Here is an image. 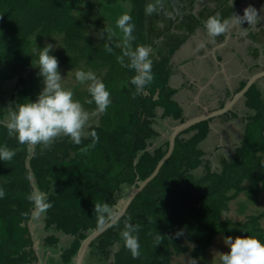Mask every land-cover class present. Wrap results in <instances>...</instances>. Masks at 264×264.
Wrapping results in <instances>:
<instances>
[{"label":"trees","instance_id":"obj_1","mask_svg":"<svg viewBox=\"0 0 264 264\" xmlns=\"http://www.w3.org/2000/svg\"><path fill=\"white\" fill-rule=\"evenodd\" d=\"M155 1L0 0V146L16 152L11 161H0V189L5 193L0 199V264L38 263L31 227L37 198L51 205L42 211L45 231L75 238L63 254L65 264H73L83 243L99 230L95 204L107 203L118 213L124 188L137 189L167 154L168 140L150 149L161 135L155 127L159 108L164 109L161 119L187 120L168 86L169 63L198 26L193 14L197 0ZM214 3L218 9L208 12V17L223 11L221 17L231 19L234 8L230 0ZM149 4L156 9L152 14L146 12ZM175 13L176 19H172ZM124 14L130 15L135 25L132 48L148 46L158 51L151 54L155 79L140 94L130 83L134 70L117 61L122 55L117 47L122 33L115 25ZM108 28L117 35L110 38ZM48 41L60 45L52 53L59 60V70L92 71L111 93L112 104L100 113L95 103H87L91 99L88 89L82 90L80 84L71 87L89 119L98 118L88 133L95 131L99 140L86 153L81 149L93 144L88 135L80 145L61 137L51 148L36 145L33 151L7 132L5 120L10 111L17 104L36 100L43 88L39 69L33 67L37 56L32 54ZM106 45L112 48L111 53ZM246 97V106L255 114L246 119L245 137L234 157L222 161V172L214 173L207 167L204 177L195 176L205 162L200 145L209 135L211 120L193 126L177 138L173 155L118 225L92 243L95 253L103 260L113 258L112 264H172L174 255L189 252L197 258L205 254L219 235H250L264 240L260 215L243 222L223 218L230 202L241 194L256 204L264 193V99L255 86ZM190 133L194 135L184 137ZM29 174L35 183L27 179ZM247 207V202H242L240 213ZM125 222L141 226V255L137 259L132 258L120 236ZM45 243L57 245L59 238L49 235Z\"/></svg>","mask_w":264,"mask_h":264},{"label":"clouds","instance_id":"obj_2","mask_svg":"<svg viewBox=\"0 0 264 264\" xmlns=\"http://www.w3.org/2000/svg\"><path fill=\"white\" fill-rule=\"evenodd\" d=\"M230 2L233 6L235 0H230ZM155 10L151 4L146 7L148 14H152ZM261 11H264V5L260 9L249 5L244 9L243 16H233L231 19L222 18L217 13L203 21V28L210 39H215L229 32L232 20L235 19L239 20L240 26L245 22L250 25L247 29L241 27L243 31L240 36L244 37L248 35L249 28H254L261 23L262 18L259 15ZM115 27L122 33L121 43L117 45L122 49V55L117 57V61L122 66L134 70L136 74L131 78L130 83L135 86L136 94H140L155 79L151 59L152 50L148 46L132 48V41L135 39L133 35L135 25L130 15H122ZM107 31L110 38L117 35L112 28H108ZM106 51L111 53L112 48L106 45ZM53 52L52 44L33 50L32 55L37 56V59L33 61V67L39 69L37 76L42 80L43 88L36 100L17 104L15 110L9 113L10 122L7 125V132L10 136H15L21 145L29 147L42 145L47 149L51 148L53 142L61 137H69L74 144L80 145L86 136L85 128L88 125L89 113L79 100L74 99L73 90L63 87L64 77L59 70V60L52 54ZM75 78L80 84L93 82L88 89L91 99L87 100V103H95L96 110L100 113L106 112L112 104L111 93L106 84L99 80L92 71L77 70ZM87 135L91 137L93 144L82 148L81 151L84 153L90 147H94L99 140L95 131ZM15 155V150L0 146V161H11ZM27 179H32L31 174L27 176ZM4 195V191L0 189V199ZM36 204L40 211H46L51 206L42 203L40 198L36 199ZM94 213L97 216L99 230L118 225L120 214L107 203L95 204ZM140 229L139 224L125 222L120 232L124 246L130 251L133 259L141 255ZM224 243L230 251L221 254V264H264V240L259 237L250 235L227 237Z\"/></svg>","mask_w":264,"mask_h":264},{"label":"crops","instance_id":"obj_3","mask_svg":"<svg viewBox=\"0 0 264 264\" xmlns=\"http://www.w3.org/2000/svg\"><path fill=\"white\" fill-rule=\"evenodd\" d=\"M249 5L260 9L264 3L261 0H242L237 4L235 0L232 6L230 2V6L234 8L232 17L243 16L244 9ZM216 9L218 5L214 3V0H197L193 13L197 18L198 26L186 43L175 52L169 63L171 75L168 86L174 91L172 98L184 110L187 120L206 112L213 113L221 110L241 93L254 76L264 72V11L259 13L262 18L261 23L254 28H249L247 36L241 37L240 33L243 31L242 28L247 29L250 25L245 22L240 26L239 20L233 19L229 32L210 39L203 28V21L208 18V12ZM219 14L222 16L224 13L220 11ZM176 16L177 13L171 14L172 19H176ZM176 25L180 26L181 23ZM160 26L162 27L161 24ZM174 32L178 31L174 30ZM154 53L157 54L158 51L152 50L151 54ZM253 86L264 98V76L260 75ZM240 98L242 99L234 105L231 113L211 119L209 135L201 145H204L211 135L222 137L225 129L223 130L220 121L224 118H227L228 122L242 119L246 130V119L250 116L249 113L246 115L247 97L245 95ZM239 106H242V111ZM163 113L164 109L159 108L160 119ZM177 122L180 123V121ZM159 133L160 138H166V134ZM193 135L194 133L191 136ZM165 141L163 140V143ZM160 146L162 145L158 144L156 148ZM200 149L203 150L202 147ZM204 153L206 155L205 151ZM64 238H67V235L63 234V237L59 238V243L54 246L42 245L40 253L47 264H65L63 254L67 250L65 243L62 242ZM40 253L37 252L39 264H43V260L40 262ZM92 253L89 250L85 264ZM95 257L93 259L99 262V257Z\"/></svg>","mask_w":264,"mask_h":264},{"label":"rangeland","instance_id":"obj_4","mask_svg":"<svg viewBox=\"0 0 264 264\" xmlns=\"http://www.w3.org/2000/svg\"><path fill=\"white\" fill-rule=\"evenodd\" d=\"M157 3L155 0H152V4ZM116 15H119V12L116 13ZM47 44H52L54 46V48H60L59 44L56 43H50L49 41L47 42ZM77 70H73V69H60V72L62 74V76L64 77L62 84L63 87L66 89H71L72 86H76L78 84H80L76 78H75V72ZM100 80V79H99ZM93 82L89 81L85 84H80L82 90L83 89H89L90 85ZM11 92H9L7 98L10 101V95ZM264 99V98H263ZM9 104V103H8ZM241 111H242V106H239ZM254 115L255 111L249 109L247 107V114L246 115ZM9 115L8 118H6L5 123L8 125L9 124ZM98 122V118H94L91 117L88 121V125L85 128V133L86 136L88 134V129L94 125L95 123ZM244 121H242V119H238V120H232V121H227V118H224L220 121V124H222V128L223 130L225 129L222 137L219 138L218 135H211V137L209 138L208 141H206V143H204V145H200V147H202V149L206 152V155L204 156V160L205 162L203 163V165L197 169L194 174L197 178H202L204 177L205 173H207L208 169L207 167L210 169L211 172L214 173H221L223 170V163L222 161L224 159H228L230 160L232 157H234V155L237 152V149L241 146V143L245 137V125L243 124ZM177 125H179V122H175L173 121L171 118H167V119H160V117L157 118V124H156V129L161 132L162 134H166V138H157L154 141V146L150 149L151 151L154 150V148H156L158 146V144L163 145V140L165 141L166 139L168 140L169 135L171 134V131L173 128H175ZM193 133L190 134H185L184 137L189 138ZM221 148V149H218ZM132 190H128L126 188H124L121 196V201L119 204H123L127 201V199L129 198V195L132 193ZM242 202H247L248 207L245 211V213H240V204ZM118 211L121 210V207L118 205ZM116 211V210H115ZM261 216V224L262 226H264V193L260 194V197L258 198V203L256 204H252V202H248L247 201V197L244 194H241L237 199L233 200L230 202V210L229 212H226L224 214V219H231L233 221H237V222H243L246 221L248 219V217L250 216ZM45 213L40 211L39 208L36 209V212L34 213V217L33 220L31 221V227L33 228V235L36 239V245H35V249L36 251L39 253L42 250V245H45V239L47 238V236L49 235H56L59 238L63 237L62 232H57L54 233V231H45ZM227 237L224 236H216L211 248L209 249L208 252H206L203 255H200L199 257H194L193 255H191L189 252L186 254H182V255H174L172 258V264H221V260H220V256L222 253H227L228 251H230L229 247L224 243V240ZM235 238V237H233ZM74 241V238L67 235V238H64L62 240V242L65 243V247L66 250H70L72 247V243ZM185 243V242H183ZM186 244V243H185ZM184 245V244H183ZM188 246H190V250L194 249V245L192 243H190ZM91 248V247H90ZM96 249H90V253H95ZM115 250H118V247H116ZM65 251V250H63ZM91 256H89V258L87 259L88 262L86 264H91L93 263L94 260L93 258L97 257H101L102 255H99L98 252H96L95 254H93ZM40 258L41 261L43 260V264H47L46 260L42 258V254L40 253ZM104 257L102 256V259L99 260V264H112L114 259L111 258L110 260H103ZM49 263L51 262L50 259L48 258ZM39 264V261L38 263Z\"/></svg>","mask_w":264,"mask_h":264},{"label":"water","instance_id":"obj_5","mask_svg":"<svg viewBox=\"0 0 264 264\" xmlns=\"http://www.w3.org/2000/svg\"><path fill=\"white\" fill-rule=\"evenodd\" d=\"M261 76H264V72H262L261 74H258L256 76H254L249 83L247 84V86L241 91L240 94H238L235 98H233L228 104H226V106L224 108H222L219 111L216 112H206L198 117L189 119L187 121H185L184 123H180L179 125H177L175 128L172 129L171 134L168 137V141H169V149L167 154L163 157V159L160 161V163L158 164L157 168L155 169L154 173L148 177L142 184H140L138 186L137 189H135L130 195L129 198L127 199V201L123 204H119V206L121 207V210L118 212L120 214V218L119 221L126 215L128 209L130 208V206L132 205L133 201L136 199V197L138 195H140L145 188L159 175L161 169L163 168L164 164L170 159V157L173 155L174 151H175V147H176V140L179 136H181V134H183L184 132H186L187 130H189L190 128H192L193 126L200 124L202 122H206L209 121L215 117L218 116H222L225 114H229L233 111V107L234 105L238 102V100L242 99L240 97H243L246 95V93L251 89V87L253 86V84H255L256 80ZM36 148V146H32V150L34 151ZM29 168L30 164H29ZM32 183H35V180L32 179ZM110 228L112 227H106L104 230H97L96 232H94L93 234H91L89 236V238L83 243V246L80 250V253L78 255L77 260L75 261V264H85V260L87 257V254L90 250V247L92 245V243L94 241H96L100 236H102L105 232H107Z\"/></svg>","mask_w":264,"mask_h":264},{"label":"flooded vegetation","instance_id":"obj_6","mask_svg":"<svg viewBox=\"0 0 264 264\" xmlns=\"http://www.w3.org/2000/svg\"><path fill=\"white\" fill-rule=\"evenodd\" d=\"M194 11V10H193ZM194 14V13H193ZM72 237V236H71ZM74 238V237H73ZM74 241H75V238H74ZM73 241V242H74ZM73 244V243H72ZM91 249V248H90ZM90 256V255H89ZM75 261H76V259H75ZM91 264H99L98 262H97V260L96 261H94L93 263H91Z\"/></svg>","mask_w":264,"mask_h":264}]
</instances>
